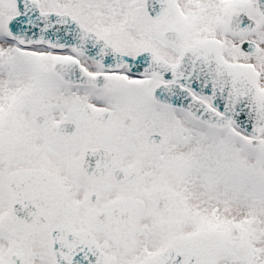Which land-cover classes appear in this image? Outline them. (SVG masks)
<instances>
[{"label":"snow or ice","instance_id":"1","mask_svg":"<svg viewBox=\"0 0 264 264\" xmlns=\"http://www.w3.org/2000/svg\"><path fill=\"white\" fill-rule=\"evenodd\" d=\"M0 264H264V0H0Z\"/></svg>","mask_w":264,"mask_h":264}]
</instances>
